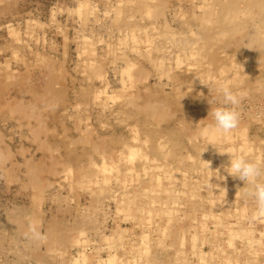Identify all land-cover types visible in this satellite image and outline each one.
<instances>
[{"label":"rangeland","instance_id":"rangeland-1","mask_svg":"<svg viewBox=\"0 0 264 264\" xmlns=\"http://www.w3.org/2000/svg\"><path fill=\"white\" fill-rule=\"evenodd\" d=\"M249 1L251 4L248 0H0V264H74L77 256L87 257V264H108L106 258L113 254L111 258L114 260L109 264H181L183 256L176 254L181 249L188 257L186 264L192 261V264H264V243L259 244L261 251L257 254L247 252L246 248L233 252L234 247L248 239L244 236L249 228L256 240H264V232H261L264 231V212L259 211L252 198L243 195L246 192L243 181L228 177L225 167L229 161L224 155H213V166L210 167L204 165V159L198 153L199 149L211 145L199 134V130L214 123L209 112L211 107L222 104V97L217 91L221 83L229 85L234 93L242 94L238 106L240 122L227 139L223 136L212 144L217 147L235 145L233 153L244 155L249 160L264 161V0H260L262 4L259 0ZM209 2L214 7L227 4L226 10L235 16L233 22L227 24L215 19L204 28L201 15ZM248 3L252 14L243 10L248 8ZM244 11L247 17L242 14ZM215 31L218 34L212 43L210 38ZM150 32L152 34H148ZM236 37L239 42L234 41ZM182 44L186 50H181ZM210 45H215V48L208 49ZM214 53L218 59H211ZM227 56L228 60L242 65L240 74L231 78L211 73L214 78H207V72L218 66L219 58ZM252 69L253 72L250 71ZM186 72H191V76ZM176 91L178 94H175ZM15 101L18 107L19 104L25 106L29 101L32 109L29 105L25 107L31 117L26 108H23L22 114L20 108L19 113ZM150 103L152 106H148ZM11 104H15L14 107ZM189 112L192 117L187 115ZM163 123L166 124L163 126ZM181 129H184L183 132ZM158 140H163L165 145L168 141L162 151ZM245 142L247 150L243 147ZM124 144L125 148H122ZM187 149H192L195 155ZM120 150L122 154L118 157L116 153ZM130 152H135L133 158H130ZM143 153L147 156L144 160ZM188 154L189 157H183ZM124 161L127 164H123ZM146 161L152 166L160 163L158 170L144 169ZM94 169L99 171L98 176L94 175ZM152 172L154 177L160 176L162 181H169L168 186L176 190L190 189L195 183L198 190L195 194L200 196L185 199L191 202L179 205L173 218H165L164 208L161 207H167L169 200L156 198L160 209H153L147 204V198L141 199L144 190L148 192L155 187ZM183 181L188 184L183 185ZM211 199L216 200L214 205H211ZM162 202L166 205L163 206ZM127 218L129 220L125 223L123 219ZM145 233L148 235L143 239ZM193 234H197L196 240ZM230 238H233L234 247L230 246L228 251L223 252L228 247L227 243H231ZM77 240L80 244L76 243ZM193 240L196 250H203L206 254L199 256L194 253ZM112 241L115 242L112 244ZM218 241L221 242L219 251L210 253L214 242ZM113 245L116 250H113ZM225 251L231 253L226 254Z\"/></svg>","mask_w":264,"mask_h":264},{"label":"bare ground","instance_id":"bare-ground-1","mask_svg":"<svg viewBox=\"0 0 264 264\" xmlns=\"http://www.w3.org/2000/svg\"><path fill=\"white\" fill-rule=\"evenodd\" d=\"M143 1H145V0H143ZM205 1H208V0H205ZM241 1H244V0H241ZM248 2L251 4V2L248 0ZM157 3H158V1H157ZM236 3V2H235ZM249 3L247 4V6L249 5ZM259 3H261L260 2V0H259ZM262 4V3H261ZM260 4V5H261ZM137 5V4H136ZM143 4L141 3V6H142ZM225 5H227V4H225ZM225 5L224 4H219V6L218 7H214V4H212V2L210 3L209 2V5L205 8V10H204V12L202 13V15H201V24H202V26L204 27V28H206V27H208V25H211L212 24V22L213 21H215V19L216 20H223V21H226V23L227 24H231L232 22H233V20H232V18L233 17H235V16H233V14H231V13H229L227 10H226V7H225ZM259 5V6H260ZM203 6H205L204 4H203ZM238 6H240L239 4H238ZM81 7V6H80ZM138 7V6H137ZM136 7V8H137ZM225 7V8H224ZM234 7V6H233ZM256 7V6H255ZM241 8H243V7H241ZM240 8V9H241ZM260 8H261V6H260ZM249 10V6H248V8H246V7H244V9L243 10ZM242 10V9H241ZM254 10V9H253ZM261 10V9H260ZM256 11H258V10H256ZM255 11V12H256ZM248 12H252V9H251V11L249 10ZM259 12H261V11H259ZM258 12V13H259ZM258 13L256 14L257 16H258ZM156 14V13H155ZM154 14V15H155ZM243 15L244 14H247L245 11H244V13H242ZM241 14V15H242ZM252 14V13H251ZM260 14V13H259ZM238 15V14H237ZM253 15H254V13H253ZM253 15H250V16H252L253 17ZM156 16V15H155ZM244 16H246V15H244ZM247 17V16H246ZM256 17V16H255ZM242 18V17H241ZM244 18V17H243ZM257 18H259V16L257 17ZM252 19V18H251ZM241 20V19H240ZM253 20V19H252ZM238 21V20H237ZM238 22H241V21H238ZM220 23H221V21H220ZM236 22H234V24H235ZM247 23V22H246ZM216 26H218V25H216ZM230 26H233V25H230ZM244 26V25H243ZM252 26V25H251ZM212 27V26H211ZM250 27V26H249ZM213 28V27H212ZM216 28V27H215ZM215 28H214V30H215ZM224 28V27H223ZM228 28H229V26H228ZM234 28V27H233ZM231 29H232V27H231ZM240 29V28H239ZM250 29H252V28H250ZM254 29H255V27H254ZM135 30L136 29H134V32H135ZM167 30V29H166ZM201 30V29H200ZM220 30V29H219ZM190 31V30H189ZM205 31H207V34H209V31H208V29H205ZM230 31V30H229ZM247 31H248V28H247ZM253 32H255L256 30H252ZM137 33V32H136ZM141 33H143L142 31H141ZM170 33V32H169ZM172 33V32H171ZM189 33V32H188ZM188 33H186V34H188ZM262 33V32H261ZM148 34H152L151 32L150 33H148ZM186 34H185V36H186ZM195 34V33H194ZM193 34V35H194ZM218 34V31H217V33H216V31L215 32H213V35H211V38H210V40L212 41V43H213V40L212 39H215V37H216V35ZM230 34V33H229ZM241 34V33H240ZM260 34V33H259ZM200 35V34H199ZM226 35V34H225ZM235 35V34H234ZM250 35V34H249ZM254 35V34H253ZM262 35V34H261ZM197 36V35H196ZM208 36V35H207ZM224 36V35H223ZM252 36V35H251ZM250 36V37H251ZM128 37V36H127ZM243 37V36H242ZM258 37V36H257ZM196 38V37H195ZM223 38V37H222ZM232 38V37H231ZM240 38V37H239ZM256 38V37H255ZM127 39H129V38H127ZM153 39H155V38H153ZM235 39H236V42H239V41H237V37L236 38H234V41H235ZM242 39V38H241ZM257 39V38H256ZM148 40H149V38H148ZM197 40H198V38H197ZM219 40H220V38H219ZM137 41V40H136ZM183 41V40H182ZM217 41V40H216ZM215 41V42H216ZM221 41V40H220ZM245 41V40H244ZM264 41V40H263ZM186 42V41H185ZM199 42H200V40H199ZM214 42V44H216ZM219 42V41H218ZM231 42V41H230ZM127 43V42H126ZM210 43V42H209ZM242 43V42H241ZM220 44V43H219ZM229 44V43H228ZM231 44H232V42H231ZM245 44V43H244ZM129 45V44H128ZM180 45V44H179ZM199 45V44H198ZM212 45V44H211ZM209 46V48L208 49H210L211 47L212 48H215L214 46L215 45H213V46ZM236 45V44H235ZM142 46V45H141ZM174 46V45H173ZM177 46V45H176ZM175 46V47H176ZM200 46V45H199ZM205 46H206V44H205ZM228 46V45H227ZM230 46V45H229ZM232 46V45H231ZM239 46H240V44H239ZM249 46V45H248ZM187 47H188V45H187ZM189 47H191L190 45H189ZM258 47V46H257ZM257 47H256V49H257ZM124 48V47H123ZM156 48V47H155ZM163 48V47H162ZM177 48V47H176ZM176 48H174V50L176 49ZM194 48V47H193ZM197 48V47H196ZM234 48V47H233ZM232 48V49H233ZM170 48H168V50H169ZM171 49H172V47H171ZM249 49H250V47H249ZM260 49V48H259ZM139 50V49H138ZM152 50H154V49H152ZM180 50V49H179ZM181 50H186V47H184L183 46V44H182V46H181ZM234 50V49H233ZM170 51V50H169ZM190 51V50H189ZM191 51H193V50H191ZM190 51V52H191ZM214 51V50H213ZM226 51H228V50H226ZM240 51H242V50H240ZM261 51H263V49L261 50ZM175 52V51H174ZM185 52V51H184ZM196 52V51H195ZM212 52V51H211ZM250 52V51H249ZM180 53H181V51H180ZM182 53H183V51H182ZM204 53H205V51H204ZM216 53H219V52H216ZM233 53H234V51H233ZM251 53V52H250ZM160 54H161V51H160ZM242 54V53H241ZM150 55V54H149ZM157 55V54H156ZM155 55V56H156ZM164 55V54H163ZM188 56H189V54H187ZM214 55H215V53H214ZM229 55H231V54H229ZM256 55V54H255ZM263 55V54H262ZM165 56V55H164ZM181 56V55H180ZM183 56H186L185 54L183 55ZM196 56V55H195ZM223 56H224V54H223ZM232 56V55H231ZM243 56V55H242ZM241 56V57H242ZM247 56V55H246ZM251 56V55H250ZM159 57V56H158ZM201 57V56H200ZM207 57V56H206ZM212 57H214V58H217V55H215V56H211V59H212ZM257 57V56H256ZM263 57V56H262ZM90 58V57H89ZM154 59H155V57H153ZM213 58V59H214ZM228 58V56L226 57V58H219V63H218V66L217 67H215V68H213L214 70H212V71H208L207 72V74H206V77L207 78H214L213 76H212V74H218V75H221V76H226V77H236L238 74H240V72H241V67H242V65H240V63L238 62V61H236V62H238V63H236V62H234V61H230V60H228L227 59ZM244 58V57H243ZM209 59V58H208ZM218 59V58H217ZM248 59V58H247ZM256 59V58H255ZM195 60V59H194ZM203 60V59H202ZM250 60H251V58H249V62H250ZM263 60V59H262ZM207 61V60H206ZM214 61V60H213ZM86 62V61H85ZM161 61H159V63H160ZM162 62H163V60H162ZM198 62V61H197ZM204 62V61H203ZM202 62V63H203ZM199 63V62H198ZM247 63V62H246ZM135 64H137V63H135ZM211 63H209V65H210ZM241 64H242V62H241ZM251 64V63H250ZM92 65V64H91ZM128 65V64H127ZM129 65H130V62H129ZM131 65H132V63H131ZM202 65V64H201ZM208 65V64H207ZM260 65H261V63H260ZM90 66V65H89ZM198 66V65H197ZM252 66V65H251ZM93 67V66H92ZM193 67V66H192ZM191 67V68H192ZM245 67V66H244ZM254 67V66H253ZM188 68V67H187ZM211 69V68H210ZM259 69V68H258ZM262 70V69H261ZM250 71H254V69H252V70H250ZM259 71V70H258ZM122 72H123V70H122ZM128 72V71H127ZM202 72V71H201ZM200 72V73H201ZM249 72V71H248ZM257 72V71H256ZM106 73V72H105ZM191 72H186V74H189L188 76H191V74H190ZM196 73V72H195ZM212 73V74H211ZM250 73V72H249ZM184 73H182L181 74V78H182V75H183ZM251 74V73H250ZM196 75V74H195ZM201 75V74H200ZM248 75V74H247ZM247 75H245V76H247ZM261 75V74H260ZM135 76V75H134ZM133 76V77H134ZM179 76V75H178ZM177 76V77H178ZM185 76V75H184ZM183 76V77H184ZM126 77V76H125ZM138 77V76H137ZM186 77V76H185ZM220 77V76H219ZM225 77V78H226ZM256 77V76H255ZM124 78V77H123ZM198 81H199V78H197V77H195ZM224 78V77H223ZM247 78V77H246ZM245 78V79H246ZM249 78V77H248ZM259 78H260V76H259ZM127 79V78H126ZM183 79V78H182ZM227 79V78H226ZM251 79V78H250ZM52 80V79H51ZM50 80V81H51ZM134 80V79H133ZM192 80V79H191ZM201 80V79H200ZM217 80V79H216ZM236 80H237V78H236ZM240 80V79H239ZM252 80V79H251ZM127 81H128V79H127ZM178 81V80H177ZM197 81V82H198ZM235 81V80H234ZM243 81V80H242ZM260 81H261V79H260ZM48 82V81H47ZM131 82V81H130ZM179 82V81H178ZM177 82V83H178ZM182 82H183V80H182ZM55 83V82H54ZM121 83H122V81H121ZM181 83V82H180ZM228 83V82H227ZM243 83V82H242ZM48 84H49V82H48ZM198 85H199V82L197 83ZM221 84V83H220ZM219 84V85H220ZM52 85H53V83H52ZM51 85V86H52ZM176 85V84H175ZM254 85V84H253ZM262 85V84H261ZM47 86V85H46ZM174 86V85H173ZM210 86V85H209ZM235 86V85H234ZM53 87V86H52ZM132 86H130V88H131ZM240 87V86H239ZM245 87V86H244ZM200 88V87H199ZM206 88V87H205ZM204 88V89H205ZM212 88V87H211ZM45 89H47V90H50L49 88H45ZM44 89V90H45ZM56 89V88H55ZM208 88H206V90H207ZM235 89V88H234ZM243 89V88H242ZM241 90V89H240ZM52 91H54V89H52ZM203 91V90H202ZM213 92L215 91V90H212ZM239 92V91H238ZM21 93H23V92H21ZM48 93H50V92H48ZM47 93V94H48ZM131 93V92H130ZM177 93V91L175 92V94ZM207 93V92H206ZM35 94H36V92H35ZM38 94V93H37ZM44 94H46L45 93V91H44ZM174 94V93H173ZM178 94V93H177ZM194 94V93H193ZM52 95V92L50 93V96ZM136 95V94H135ZM195 95V94H194ZM203 95V94H202ZM219 95V94H218ZM22 96V95H21ZM25 96V95H24ZM38 96V95H37ZM55 96V95H54ZM138 96V95H137ZM196 96V95H195ZM201 96V95H200ZM207 96V95H206ZM213 96V95H212ZM47 97V96H46ZM57 97V96H56ZM55 97V98H56ZM204 97H205V95H204ZM214 97V96H213ZM21 97H19V99H20ZM37 98V97H36ZM40 98V97H39ZM38 98V99H39ZM132 98V97H131ZM136 98V97H135ZM43 99L44 98H42V101H43ZM138 99H139V97H138ZM177 99V98H176ZM195 99V98H194ZM134 100V99H133ZM182 100H183V98H182ZM203 100H204V98H203ZM16 101H17V99H16ZM16 101H15V104H16V106L15 107H18V105H17V103H16ZM38 101V100H37ZM194 100H192V102H193ZM18 102V101H17ZM28 103H30L31 102V104H32V100L29 102V101H27ZM34 102V101H33ZM182 102H185V101H182ZM190 102V101H189ZM25 103H26V101H25ZM28 103H26V105L25 106H27V105H29V107H30V105L31 104H28ZM15 104H13V105H15ZM36 104V99H35V102H34V105ZM126 104V103H125ZM128 104V103H127ZM136 103H134V105H135ZM12 105V104H11ZM12 105V106H13ZM33 105V104H32ZM33 105V106H34ZM138 105V104H137ZM145 105V104H144ZM152 106V104L150 103V104H148V106ZM161 105H162V103H161ZM192 105H193V103H192ZM12 106H11V108H12ZM23 106V107H22ZM24 106V104L22 105V104H19V109H18V112H19V110H20V108H22L20 111H21V114L22 113H24V111L23 110H25V109H23V108H26ZM122 107H123V105H121ZM120 106V107H121ZM156 106V105H155ZM159 106V105H158ZM164 106V105H163ZM162 106V107H163ZM166 106V105H165ZM191 106V105H190ZM14 107V106H13ZM127 107V106H126ZM129 107V106H128ZM135 107H136V105H135ZM177 107V106H176ZM188 107V106H187ZM195 107V105H193V108ZM254 107V106H253ZM27 108H28V106H27ZM26 108V113L28 114V116H29V113H30V111H28V109ZM31 109H32V106L30 107ZM30 108H29V110H30ZM36 108V107H35ZM180 108V107H179ZM178 108V109H179ZM200 108V107H199ZM202 108V107H201ZM17 109H16V111H17ZM120 109V108H119ZM158 109V108H157ZM183 109V108H182ZM191 109V108H190ZM36 110H38V108H36ZM152 110H154L153 109V107H152ZM162 110V109H161ZM164 110V109H163ZM180 110V109H179ZM184 110V109H183ZM194 110V109H193ZM155 111V110H154ZM158 112H159V109L157 110ZM200 111V110H199ZM162 112V111H161ZM166 112V111H165ZM191 112H192V110H191ZM196 112V111H195ZM20 113V112H19ZM155 113V112H154ZM160 113V112H159ZM183 113V112H182ZM186 113L187 112H185V114L184 115H186ZM34 114V113H33ZM158 114V113H157ZM160 115H162V114H160ZM167 116H168V114H166ZM172 115V114H171ZM174 115V114H173ZM172 115V116H173ZM187 115H190V112H189V114H187ZM192 115H193V113H192ZM196 115V114H195ZM200 114H198V116H199ZM257 115V114H256ZM27 116V115H26ZM32 116H34V115H32ZM152 117H154L153 115H151ZM157 116V115H156ZM191 116V115H190ZM211 116V115H210ZM247 116V115H246ZM29 117H31V115L29 116ZM179 117H181L180 115H179ZM192 117V116H191ZM193 117L195 118V116L193 115ZM158 118V117H157ZM201 118V117H200ZM251 118V117H250ZM173 119V118H172ZM176 119V118H175ZM181 119V118H180ZM188 119V118H187ZM252 119V118H251ZM255 119V118H254ZM153 121H155V119H152ZM178 120H179V118H178ZM258 120V119H257ZM177 121V120H176ZM180 121V120H179ZM179 121H177V122H179ZM187 121V120H186ZM192 121V120H191ZM199 121H200V119H199ZM201 121H202V119H201ZM261 121V120H260ZM132 122V121H131ZM140 122V121H139ZM183 122V121H182ZM190 122V121H189ZM214 122V121H213ZM135 123V122H134ZM161 123H162V121H161ZM160 123V124H161ZM172 123V122H171ZM170 123V124H171ZM186 123V122H185ZM187 123H188V121H187ZM152 124V123H151ZM154 124V123H153ZM155 124H156V121H155ZM164 124H166V123H163L162 125L164 126ZM173 124V123H172ZM171 124V125H172ZM175 124V123H174ZM179 124V123H178ZM189 124V123H188ZM199 124H201V123H199ZM241 124V123H240ZM249 124V123H248ZM132 125V124H131ZM134 125V127H135V124H133ZM176 125V124H175ZM175 125H174V127H175ZM186 126H187V128L189 127L187 124H185ZM210 125H212V124H208V125H206L205 127H203V128H201L200 130H199V134H201V136L203 137V138H206L209 142H211V144H212V142H214L215 141V139H221L223 136H224V139H227L228 138V136L230 135V134H228V135H216V134H209V135H204L203 134V130L204 129H207V128H209V126ZM151 126V125H150ZM157 126V125H156ZM161 126V125H160ZM197 126H199L198 125V123H197ZM129 127V126H128ZM131 127V126H130ZM133 127V128H134ZM138 127V126H137ZM137 127H135V128H137ZM166 128H167V126H165ZM177 127V126H176ZM181 127H182V125H181ZM196 127V126H195ZM201 127V126H200ZM148 128V127H147ZM150 128V127H149ZM155 128V127H154ZM179 128V127H178ZM185 128V127H184ZM192 128H193V126H192ZM197 128V127H196ZM246 128V127H245ZM132 129V128H131ZM137 129H139V127L137 128ZM152 129V128H151ZM150 129V130H151ZM158 129H160V128H158ZM163 129V128H162ZM161 129V130H162ZM144 130H146L145 128H144ZM184 130V129H183ZM183 130L181 129L180 131H182L183 132ZM249 130V129H248ZM130 131V130H129ZM133 131V130H132ZM147 131V130H146ZM146 131H145V133H146ZM154 131V130H153ZM165 131V130H164ZM197 131V130H196ZM242 131V130H241ZM240 131V132H241ZM244 131V130H243ZM137 132V131H136ZM141 132V131H140ZM143 132V131H142ZM151 132V131H150ZM235 132H237V131H235ZM135 133V132H134ZM144 133V132H143ZM179 133V132H178ZM191 133V132H190ZM232 133V132H231ZM180 134L182 135L183 133H181L180 132ZM185 134V133H184ZM192 134V133H191ZM194 134V133H193ZM198 134V135H199ZM241 134H242V132H241ZM240 134V135H241ZM136 135V134H135ZM137 135H139L138 133H137ZM181 135H180V137L179 138H181ZM189 135V134H188ZM196 135V134H195ZM239 135V134H238ZM94 136V135H93ZM141 136V135H140ZM184 135H182V137H183ZM251 136V135H250ZM83 138H84V134H83V136H82ZM136 137V136H135ZM196 137L197 138H199L197 135H196ZM221 137V138H220ZM235 137V136H234ZM178 138V139H179ZM187 138H188V136H187ZM92 139V138H91ZM133 139H134V137H133ZM183 139V138H182ZM182 139H179V140H182ZM190 139V138H189ZM189 139H187L188 141H189ZM191 139H192V137H191ZM191 139H190V141H191ZM194 139H195V137H194ZM193 139V140H194ZM200 139V138H199ZM233 139V138H232ZM257 139V138H256ZM123 140V139H122ZM131 140V139H130ZM196 140H198V139H196ZM98 141V140H97ZM117 140H114V142H116ZM121 141V140H120ZM133 142H137V141H135V140H132ZM184 141V140H183ZM188 141H186L187 143H188ZM231 141V140H230ZM87 142V141H86ZM158 142V144L160 145V148H161V151H162V149H163V147H164V145H165V143H163V140H158L157 141ZM165 142H167L168 143V141H165ZM173 142H175V141H173ZM180 142V141H179ZM178 142V143H179ZM218 142V141H217ZM260 142V141H259ZM263 142H264V140H263ZM73 143H74V141H73ZM123 143V142H122ZM122 143H121V145H122ZM143 143H145V142H143ZM155 143V142H154ZM167 143H166V145H167ZM191 143H192V141H191ZM194 143V142H193ZM220 143H222V142H220ZM120 144V143H119ZM147 144H148V142H147ZM146 144V145H147ZM185 144V143H184ZM209 144V143H208ZM263 144V143H262ZM121 145H119L120 146V148H121ZM138 145V144H137ZM145 145V144H144ZM145 145V146H146ZM155 145V144H154ZM165 145V146H166ZM172 145V144H171ZM182 145V144H181ZM196 146H197V144H195ZM118 146V145H117ZM119 146H118V148H119ZM132 146V145H131ZM195 146V147H196ZM219 146V145H218ZM253 146V145H252ZM74 147V146H73ZM99 147V146H98ZM125 148V144L122 146V148ZM177 147V146H176ZM206 147V146H205ZM243 147H244V150H247V147H248V145H247V143L245 142V145H243ZM127 148V147H126ZM145 148V147H144ZM154 148V147H153ZM160 148H159V150H160ZM166 148V147H165ZM179 148H180V146H179ZM182 148V147H181ZM183 148H185V147H183ZM256 148H258V147H256ZM92 149V148H91ZM146 149H148V148H145V150ZM167 149V148H166ZM170 149V148H169ZM207 149V150H206ZM156 150L158 151V147H156ZM156 150H155V153H157L156 152ZM175 150V149H174ZM188 150V149H187ZM225 152V151H231V152H234L235 150H236V148H235V145H231L230 147H221V146H219V147H217V146H214V144H212V145H210V146H207L206 148H201V149H199V152L198 153H200L201 155H202V158L204 159L203 160V162H204V165H207V166H213V157L214 156H216V155H224L225 157V159L227 160V161H229V156H228V154H220L219 152ZM251 150V149H250ZM249 150V151H250ZM69 151V150H68ZM71 151V150H70ZM69 151V152H70ZM121 152H117L116 153V155L119 157V156H121V154H122V150H120ZM148 151V150H147ZM164 151V150H163ZM186 151V150H185ZM190 151H192V149H190V150H188L187 152H190ZM197 151V150H196ZM52 152H53V150H52ZM123 152H124V150H123ZM134 153L135 152H130V158H133L132 156L134 155ZM139 153V152H138ZM141 153V152H140ZM165 153V152H164ZM163 153V154H164ZM183 153H184V151H183ZM144 154V153H143ZM152 154V153H151ZM162 154V155H163ZM190 154H194L193 153V151L192 152H190ZM190 154H188V155H185V156H183V157H185L186 158V156H190ZM115 155V154H114ZM145 155V154H144ZM161 155V154H160ZM161 155V156H162ZM174 155H175V153H174ZM195 155V154H194ZM214 155V156H213ZM69 156V155H68ZM146 156V155H145ZM145 156H143L142 155V160H144L145 158H147V156L145 157ZM159 156V155H158ZM164 156V155H163ZM167 156V155H166ZM180 156V155H179ZM198 156V155H197ZM220 156V157H221ZM107 157H109V156H107ZM127 157V156H126ZM136 157V156H135ZM191 157H193L192 155H191ZM190 157V158H191ZM195 157V156H194ZM218 157V156H217ZM258 157V156H257ZM101 158V157H100ZM129 158V159H130ZM152 158H153V156H152ZM163 158V157H162ZM196 158V157H195ZM200 158V157H199ZM92 159V158H91ZM95 159H97V158H95ZM123 159H124V157H123ZM127 159V158H126ZM139 159H141V157H139ZM180 159V158H179ZM192 159H194V158H192ZM257 159V158H256ZM98 160V159H97ZM134 160V159H133ZM141 160V161H142ZM158 160V159H157ZM57 161V160H56ZM66 161H68V159L66 160ZM76 161V160H75ZM100 161H102V160H100ZM120 161V160H119ZM127 161H129V160H127ZM130 161H132V159H130ZM129 161V163L128 164H130L131 162ZM193 161V160H192ZM29 162H30V160H29ZM43 162V161H42ZM80 162V161H79ZM98 162V161H97ZM125 163H123V164H127L126 163V161H124ZM143 162V161H142ZM147 162V161H146ZM153 162V161H152ZM185 162V161H184ZM183 162V163H184ZM207 162H209V164L207 163ZM264 162V161H263ZM72 163V162H71ZM121 163V164H122ZM134 163L136 164V162L134 161ZM140 163V162H139ZM151 163V162H150ZM154 163V162H153ZM59 164V163H58ZM76 164V163H75ZM82 164V163H81ZM142 164V163H141ZM166 163H164L163 165H165ZM168 164V163H167ZM171 164H172V162H171ZM181 164V163H180ZM186 164H188V163H186ZM192 164V163H191ZM87 165V164H86ZM131 165V164H130ZM158 165H160V163L158 164ZM158 165H154V166H152V165H150L148 162L147 163H143V167H144V169H152V170H155V169H157L158 168ZM169 165V164H168ZM176 165V164H175ZM189 165V164H188ZM199 165V164H198ZM70 166V165H69ZM117 166V165H116ZM137 166H138V162H137ZM141 165H139V167H140ZM162 166V165H161ZM170 166V165H169ZM183 166V165H182ZM184 166H185V164H184ZM183 166V167H184ZM92 167H94V166H92ZM92 167H91V169H92ZM118 167V166H117ZM176 167V166H175ZM73 168V167H72ZM98 168V167H97ZM110 168V167H109ZM126 168V167H125ZM132 168V167H131ZM195 168V167H194ZM69 169H70V167H69ZM115 169H116V167H115ZM118 169V168H117ZM138 169V168H137ZM142 169V168H141ZM161 169V168H160ZM186 169V168H185ZM185 169H184V171H185ZM202 169V168H201ZM213 169V168H212ZM31 170V169H30ZM67 170V169H66ZM75 170H77V169H75ZM82 170V169H81ZM84 170V169H83ZM82 170V171H83ZM107 170H109V169H107ZM111 170V169H110ZM121 170H122V168H121ZM158 170V169H157ZM189 170V169H188ZM208 170V169H207ZM209 170H211V168L209 169ZM33 171V170H32ZM124 171V170H123ZM126 171V170H125ZM164 171H165V169H164ZM198 171V170H197ZM202 171V170H201ZM42 172V171H41ZM78 172H79V170H78ZM93 172H94V175L96 176H98L99 175V171H97L96 169H94L93 170ZM111 172V171H110ZM117 172H118V170H117ZM122 172V171H121ZM226 172V171H225ZM113 173V172H112ZM116 173V172H115ZM115 173H114V175H115ZM129 173V172H128ZM134 173V172H133ZM148 172H146V174H147ZM188 173H189V171H188ZM201 173V172H200ZM205 173V172H204ZM42 174H43V172H42ZM117 174V173H116ZM124 174H126V172H124ZM152 174V178L153 179H155V180H153L152 182L155 184L154 186L155 187H153V189H151V191H148L147 192V190L145 191L144 190V193H142V198L141 199H144V198H147V204L149 205V206H153V209L154 208H159V207H157V204H156V202L158 201V200H156V198L157 199H159L160 201H161V199H163V200H169V205L167 206V207H161V208H164L163 210H162V212H163V214H165L164 215V217L165 218H173V216H174V211H176V209L179 207V205H182L184 202H185V204H189L190 202H191V200L189 201H187V200H185V199H193V196H200V194H195L198 190H197V188H196V186H195V183H194V185L192 184V187H190V189L188 188H186V190H184L183 188L181 189H173V188H171L170 186H168V182L169 181H162V178L160 177V176H156V177H154L155 175H154V173L152 172L151 173ZM183 174H185V173H183ZM201 174H203V173H201ZM214 174V173H213ZM226 174V173H225ZM90 175H92L93 176V174L91 173ZM129 175H130V173H129ZM166 175V174H165ZM188 175V174H187ZM37 177H39V175H36ZM35 176V177H36ZM92 176H90L91 178H92ZM128 176V175H127ZM134 176V175H133ZM164 176V175H163ZM201 176V175H200ZM230 175H228V177H229ZM81 177H83V176H81ZM101 177H102V175H101ZM101 177H99V178H101ZM110 177V176H109ZM108 177V178H109ZM120 177V176H119ZM65 178H66V176H65ZM64 178V179H65ZM96 178V177H95ZM94 178V179H95ZM121 178V177H120ZM127 178V177H126ZM151 178V179H152ZM227 178V177H226ZM113 179V178H112ZM137 179V178H136ZM202 179V178H201ZM200 179V180H201ZM207 179V178H206ZM234 179V178H233ZM35 180V179H34ZM98 180V179H97ZM101 180H102V178H101ZM109 180V179H108ZM122 180V179H121ZM133 180V179H132ZM138 180V179H137ZM171 180V179H170ZM193 180V179H192ZM196 180V179H195ZM210 180V179H209ZM209 180H207V182L209 181ZM39 181H40V179H39ZM38 181V182H39ZM42 181V180H41ZM64 181V180H63ZM96 181V180H95ZM118 181V180H117ZM116 181V182H117ZM134 181V180H133ZM191 181V180H190ZM112 182V184H115V183H113V180L111 181ZM114 182H115V180H114ZM193 182V181H192ZM219 182V181H218ZM39 183H41V182H39ZM67 183H69L68 181H67ZM88 183V182H87ZM101 183V182H100ZM102 183H105L104 181L102 182ZM101 183V184H102ZM135 183V182H134ZM138 183V182H137ZM184 183H186L185 181H183V185H184ZM209 183H211V182H209ZM70 184V183H69ZM78 184V183H77ZM90 184V183H89ZM111 184V183H110ZM186 184H188V182L186 183ZM208 184V183H207ZM234 184V183H233ZM40 185V184H39ZM80 185H83V184H80ZM91 185V184H90ZM89 185V189L90 190H92ZM117 185H119V183L117 184ZM128 185V184H127ZM216 185V184H215ZM227 185V184H226ZM77 186V185H76ZM95 186H96V184H95ZM133 186V185H132ZM200 186V185H199ZM139 187V186H138ZM182 187V186H181ZM212 187V186H211ZM234 187V186H233ZM242 186H239L238 188H241ZM38 188H39V186H38ZM70 188V187H69ZM137 188V187H136ZM83 189H85V188H83ZM86 189H87V187H86ZM85 189V190H86ZM89 189H87V190H89ZM95 189V188H94ZM101 189V188H100ZM120 189V188H119ZM118 189V190H119ZM130 188H128L127 190H129ZM131 189H132V187H131ZM147 189H148V187H147ZM150 189V188H149ZM82 190V189H81ZM96 190V189H95ZM94 190V191H95ZM99 190V189H98ZM102 190V189H101ZM117 190V189H116ZM215 190V189H214ZM221 190V189H220ZM228 190V189H227ZM242 190V189H241ZM72 191V190H71ZM103 191V190H102ZM125 191V190H124ZM133 191H134V189H133ZM225 191V190H224ZM237 191L239 192V189H237ZM89 192V191H88ZM131 192V191H130ZM129 192V193H130ZM73 193V192H72ZM99 193V192H98ZM109 193V192H108ZM108 193H107V195H108ZM114 193V192H113ZM122 193V192H121ZM125 193V192H124ZM146 193V194H145ZM222 193V192H221ZM237 193V192H236ZM242 193V192H241ZM89 194V193H88ZM90 194H91V191H90ZM111 195H112V193H110ZM116 194V193H115ZM126 194V193H125ZM125 194H124V196H125ZM131 194V193H130ZM234 194H235V192H234ZM239 194V193H238ZM243 194V193H242ZM96 195H98V194H96ZM100 195V194H99ZM101 195H102V193H101ZM100 195V196H101ZM106 195V196H107ZM122 195V194H121ZM203 195V194H202ZM210 195V194H209ZM212 195H213V192H212ZM215 195H216V193H215ZM243 195H246V194H243ZM127 196V195H126ZM239 196V195H238ZM95 197V196H94ZM108 197V196H107ZM129 197H130V195H129ZM101 198V197H100ZM113 198V197H112ZM126 198V197H125ZM102 199V198H101ZM107 199V198H106ZM238 199V198H237ZM98 200H100V199H98ZM102 200H104V198L102 199ZM137 200V199H136ZM185 200V201H184ZM203 200V199H202ZM201 200V201H202ZM209 200V199H208ZM212 200V199H211ZM219 200V199H218ZM221 200V199H220ZM230 200V199H229ZM106 201V200H105ZM139 201V200H138ZM216 201V200H215ZM215 201L214 200H212V204L211 205H214L215 204ZM232 201V200H231ZM99 202V201H98ZM97 202V203H98ZM128 202H129V200H128ZM163 203V206H165L166 205V203L165 202H162ZM95 204V203H94ZM98 204H101V202L100 203H98ZM224 204V203H223ZM242 204H243V202H242ZM134 205V204H133ZM146 205V204H145ZM199 205V204H198ZM218 205V204H217ZM100 206V205H99ZM126 206H127V204H126ZM219 206V205H218ZM218 206H217V208H218ZM222 206V205H221ZM244 206V205H243ZM114 207V206H113ZM119 207V206H118ZM189 207V206H188ZM190 207H191V205H190ZM201 207V206H200ZM210 207V206H209ZM254 207V206H253ZM253 207H251V208H253ZM257 207V206H256ZM102 208V207H101ZM151 208V207H150ZM185 208V207H184ZM192 208V207H191ZM221 208H223V207H221ZM229 208V207H228ZM136 209V208H135ZM138 209V208H137ZM160 209V208H159ZM212 209V208H211ZM95 210H96V208H95ZM219 210L221 211V209L219 208ZM149 211V210H148ZM151 211V210H150ZM96 212V211H95ZM137 212V211H136ZM135 212V213H136ZM139 212V211H138ZM196 211H194V213H195ZM88 213V212H87ZM91 213H93V212H91ZM90 213V214H91ZM102 213V212H101ZM126 213H127V211H126ZM145 213H146V211H145ZM152 213V212H151ZM117 214V213H116ZM158 214V213H157ZM219 214V213H218ZM220 214H221V212H220ZM228 214V213H227ZM92 215V214H91ZM119 215V214H118ZM142 215V214H141ZM197 215V214H196ZM204 215H207L205 212H204ZM217 215V214H216ZM88 216H90V215H88ZM129 216H130V213H129ZM128 216V217H129ZM232 216V215H231ZM255 216H257V215H255ZM126 217V216H125ZM131 217V216H130ZM133 217V216H132ZM136 217V216H135ZM135 217H133V218H135ZM142 217V216H141ZM205 217V216H204ZM211 217V216H210ZM229 217V216H228ZM240 217V216H239ZM264 217V216H263ZM84 218V217H83ZM132 218V219H133ZM184 218V217H183ZM206 218H208V217H206ZM219 218V217H218ZM257 218V217H256ZM262 218V217H261ZM88 219H90L89 217H88ZM131 219V218H130ZM193 219V218H192ZM191 219V220H192ZM233 219V218H232ZM244 219H246V218H244ZM92 220V219H91ZM122 220V219H121ZM127 220H129L128 218L127 219H123V221L126 223V221ZM143 220V219H142ZM150 220H151V218H150ZM172 220V219H171ZM231 220V219H230ZM235 220V219H234ZM241 220V219H240ZM248 220V219H247ZM262 220V219H261ZM122 221V222H123ZM132 221V220H131ZM133 221H135V220H133ZM180 221V220H179ZM242 221V220H241ZM82 222H83V219H82ZM104 222V221H103ZM123 222V223H124ZM128 222H130V221H128ZM185 222H187V221H185ZM190 222V221H189ZM124 223V224H125ZM143 223H144V221H143ZM162 223V222H161ZM170 223V222H169ZM183 223V222H182ZM224 223V222H223ZM254 223V222H253ZM20 224V223H19ZM142 224V223H141ZM206 224V223H205ZM216 224V223H215ZM232 224V223H231ZM121 225V224H120ZM119 225V226H120ZM132 225V224H131ZM151 225V224H150ZM185 225V224H184ZM194 225V224H193ZM202 225V224H201ZM241 225V224H240ZM246 225V224H245ZM134 226V225H133ZM141 226H143V225H141ZM146 226V225H145ZM156 226V225H155ZM195 226V225H194ZM212 226V225H211ZM228 226H230V225H228ZM116 227V226H115ZM147 227V226H146ZM83 228V227H82ZM85 228V227H84ZM134 228V227H133ZM143 228V227H142ZM145 228V227H144ZM182 228H184V227H182ZM187 228V227H186ZM224 228V227H223ZM129 229V228H128ZM147 229V228H146ZM192 229V228H191ZM217 229V228H216ZM228 229H229V227H228ZM234 229V228H233ZM243 229V228H242ZM252 229V228H251ZM261 229V228H260ZM125 230V229H124ZM152 230V229H151ZM161 230V229H160ZM213 230V229H212ZM237 230V229H236ZM244 230H245V228H244ZM81 231V230H80ZM82 231H83V229H82ZM86 231V230H85ZM128 231V230H127ZM137 231V230H136ZM141 231V230H140ZM148 231V230H147ZM170 231V230H169ZM193 231V230H192ZM191 231V232H192ZM197 231V230H196ZM207 231V230H206ZM239 232H241V229H239L238 230ZM149 232V231H148ZM190 232V233H191ZM232 232V231H231ZM246 232L247 233H245V236L244 237H247L248 239H246L245 240V242H243V241H241V242H243V244L241 243V245H239V246H236V247H234L233 245H234V243H233V241H232V239L233 238H230L231 239V243H227V246L228 247H226V249L224 248L223 249V252H224V250H227L228 251V248L230 247V246H233L235 249H234V251L233 252H237L238 250H241V249H244V248H246L247 249V252H250V253H254V254H257V253H260V251H259V249H261V247H259V244L261 245V243H264V240L263 241H260V240H256V238H254V236H253V231L252 230H250V228H249V230H246ZM259 232V231H258ZM261 232H264V231H261ZM70 233H72V232H70ZM87 233V232H86ZM140 233V232H139ZM172 233V232H171ZM174 233V232H173ZM183 233H184V231H183ZM190 233H189V235H190ZM201 233V232H200ZM236 233H238V232H236ZM110 234H112V232H110ZM129 234H131V233H129ZM141 234V233H140ZM155 234V233H154ZM69 235V234H68ZM81 235H82V233H81ZM101 235H103V234H101ZM120 235V234H119ZM148 235V233H145V235H144V238L143 239H145L146 237L145 236H147ZM152 235V234H151ZM164 235V234H163ZM175 235V234H174ZM182 235V234H181ZM220 235V234H219ZM237 235V234H236ZM240 235V234H239ZM83 236V235H82ZM117 236H118V234H117ZM121 236V235H120ZM120 236H119V238H120ZM130 236V235H129ZM221 236V235H220ZM220 236H218V237H220ZM233 235H231L230 237H232ZM259 236V235H258ZM62 237V236H61ZM85 237V236H84ZM122 237V236H121ZM127 237V236H126ZM125 237V238H126ZM143 237V236H142ZM142 237H140L141 239H142ZM153 237V236H152ZM225 237V236H224ZM239 237V236H238ZM80 238V237H79ZM87 238V237H86ZM108 238V237H107ZM114 238V237H113ZM157 238H158V236H157ZM174 238V237H173ZM189 238V237H188ZM193 238H194V240H196L197 239V234H193ZM193 238H191V239H193ZM210 238V237H209ZM216 238V237H215ZM221 238H222V236H221ZM261 238V237H260ZM64 239H66V238H64ZM78 239V238H77ZM82 239H83V237H82ZM124 239V238H123ZM122 239V240H123ZM151 239V238H150ZM180 239V238H179ZM227 239V238H226ZM229 239V240H230ZM264 239V238H263ZM75 240H76V238H75ZM107 240V239H106ZM105 240V241H106ZM115 240V239H114ZM134 240V239H133ZM155 240V239H154ZM194 240L192 241L193 242V245H192V242H191V245H192V248H193V250H194V253H198V255L200 256V255H204V254H206L205 253V251H203V250H199V249H197L196 250V245H194L195 243H194ZM205 240H207V238L205 239ZM222 240V239H221ZM146 241V240H145ZM147 241H149V239L147 238ZM147 241H146V246H147ZM190 241V240H189ZM209 241H210V239H209ZM225 241V240H224ZM62 242V241H61ZM67 242V241H66ZM106 242H108V240L106 241ZM115 241H112V244L114 243ZM119 242V241H118ZM127 242V241H126ZM142 242H144L143 240H142ZM60 243V242H59ZM76 243H79L78 242V240H77V242ZM121 243V242H120ZM212 243V242H211ZM61 244V243H60ZM73 244V243H72ZM80 244V243H79ZM111 244V243H110ZM109 244V245H110ZM122 244V243H121ZM144 244H145V242H144ZM184 244V243H183ZM189 244V243H188ZM204 244V243H203ZM64 245H67V244H64ZM70 245V244H69ZM105 245V244H104ZM258 245V246H257ZM92 246V245H91ZM102 246V245H101ZM100 246V247H101ZM111 247H112V245H110ZM116 246H118V245H116ZM122 246H124V245H122ZM131 246V245H130ZM129 246V247H130ZM138 246V245H137ZM199 246V245H198ZM203 246V245H202ZM206 246V245H205ZM257 246V247H256ZM66 247V246H65ZM69 247V246H68ZM73 247H75V246H73ZM103 247V246H102ZM111 247H110V249H111ZM119 247H120V244H119ZM144 247V246H143ZM150 247H152V246H150ZM162 247V246H161ZM176 247V246H175ZM189 247H191V246H189ZM209 247V246H208ZM220 247H221V242L220 241H218V243L217 242H214V248H212V251L210 252V253H215V252H217V251H219V249H220ZM239 249H238V248ZM67 248V247H66ZM96 248V247H95ZM105 248V247H104ZM108 248V247H107ZM123 249H124V247H122ZM131 248V247H130ZM156 248H157V246H156ZM186 248V247H185ZM68 249V248H67ZM66 249V250H67ZM91 249V248H90ZM115 248H114V245H113V250H114ZM121 249V248H120ZM151 249H153V248H151ZM189 249V248H188ZM203 249V248H202ZM205 249V248H204ZM62 250V249H61ZM64 250L65 249H63V253H64ZM116 250V249H115ZM140 250H142V249H140ZM146 250L148 251L149 250V247H148V249L146 248ZM93 251H94V249H93ZM100 251V250H99ZM120 251V250H119ZM132 251V250H131ZM130 251V252H131ZM145 251V250H144ZM221 251H222V249H221ZM57 252V251H56ZM70 252V251H69ZM110 252H111V250H110ZM109 252V253H110ZM125 252V250L122 252V253H124ZM127 252H128V249H127ZM142 252V251H141ZM150 252H151V250H150ZM150 252H149V254H150ZM185 251L183 250V249H181V250H177L176 251V254H178L180 257L181 256H183V260H182V263L181 264H186L187 263V261H188V257H187V255H184V254H186V253H184ZM192 252V251H191ZM226 252V251H225ZM246 252V253H247ZM59 254H60V252H58ZM108 253V254H109ZM112 253V252H111ZM114 253V252H113ZM112 253V254H113ZM140 253V252H139ZM193 253V252H192ZM196 253V254H197ZM227 253H231V252H226V254ZM108 254H106V255H108ZM116 254V253H115ZM121 254V253H120ZM149 254H147V255H149ZM56 255H57V253H56ZM61 255V254H60ZM66 255V254H65ZM65 255H63V256H65ZM71 255V254H70ZM114 255V254H113ZM113 255H111V257L113 256ZM215 255V254H214ZM230 255V254H229ZM251 255H253V254H251ZM119 256H121V255H119ZM152 256V255H151ZM176 256V255H175ZM195 256V255H194ZM193 256V257H194ZM217 256V255H216ZM247 256V255H246ZM257 256V255H256ZM66 257V256H65ZM111 257H108V259L106 258V261L107 262H111L112 263V261L114 260V258H111ZM114 257V256H113ZM131 257V256H130ZM135 257V256H134ZM133 257V258H134ZM144 257V256H143ZM147 257V256H146ZM198 257V256H197ZM211 257H213V256H211ZM60 258V257H59ZM87 258V257H86ZM85 257H82V258H78V256H77V259L75 260V262L73 261V263L74 264H80V263H84V264H87L86 262H87V259H86ZM99 258V257H98ZM101 258V257H100ZM99 258V259H100ZM141 258V257H140ZM201 258V257H200ZM202 258H204V257H202ZM216 258V257H215ZM64 259V258H63ZM74 259H75V257H74ZM113 259V260H112ZM131 259V258H130ZM135 259V258H134ZM218 259V258H217ZM226 259V258H225ZM70 260V259H69ZM95 260V259H94ZM101 260V259H100ZM120 260V259H119ZM124 260V259H123ZM132 260V259H131ZM140 260H142V259H140ZM144 260V259H143ZM168 260H169V258H168ZM190 260V259H189ZM212 260V259H211ZM148 261V260H147ZM224 261V260H223ZM234 261V260H233ZM96 262V261H95ZM95 262H93V263H95ZM180 262V261H179ZM192 262H194V261H192ZM192 262H191V264H192ZM201 262V261H200ZM205 262H206V260H205ZM217 262V261H216ZM260 262V261H259ZM258 262V263H259ZM66 263V262H65ZM106 263V262H105ZM104 263V264H105ZM108 263V264H109ZM119 263V262H118ZM132 263H134V262H132ZM171 263V262H170ZM169 263V264H170ZM141 264V263H140ZM151 264V263H150ZM189 264V263H188ZM200 264V263H199ZM202 264V263H201ZM203 264H206V263H203ZM229 264V263H228ZM241 264H242V262H241Z\"/></svg>","mask_w":264,"mask_h":264},{"label":"clouds","instance_id":"clouds-1","mask_svg":"<svg viewBox=\"0 0 264 264\" xmlns=\"http://www.w3.org/2000/svg\"><path fill=\"white\" fill-rule=\"evenodd\" d=\"M200 82L209 87L208 83L202 80ZM217 91L222 97V104L215 108L211 107L209 114L213 117L214 123L203 130L206 136L210 133L228 135L239 126L240 122L238 106L243 98L242 94L234 93L227 84L219 85ZM209 103L211 104L210 101ZM219 153L228 154L229 162L225 171L234 179L244 182L245 194L254 200L260 212H264V182H262L264 181V162L249 160L244 155H237L231 151Z\"/></svg>","mask_w":264,"mask_h":264}]
</instances>
